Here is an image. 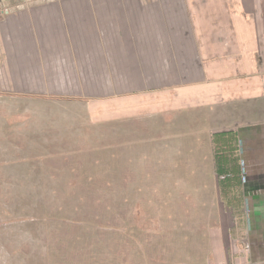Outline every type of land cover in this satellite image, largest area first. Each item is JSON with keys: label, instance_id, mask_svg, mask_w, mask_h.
<instances>
[{"label": "rangeland", "instance_id": "1", "mask_svg": "<svg viewBox=\"0 0 264 264\" xmlns=\"http://www.w3.org/2000/svg\"><path fill=\"white\" fill-rule=\"evenodd\" d=\"M53 1L0 0V264H248L239 143L205 132L242 105L177 107L192 44L159 71V44H87V0Z\"/></svg>", "mask_w": 264, "mask_h": 264}, {"label": "crops", "instance_id": "2", "mask_svg": "<svg viewBox=\"0 0 264 264\" xmlns=\"http://www.w3.org/2000/svg\"><path fill=\"white\" fill-rule=\"evenodd\" d=\"M41 7L54 11L49 5ZM158 28L162 30L160 37L142 43V35L153 34ZM122 37L131 38L132 47L140 52L151 47L152 54L159 44L156 54H163L143 58L144 62H157L159 71L169 70L172 45L192 44L196 69L191 77L197 80L175 89L180 94L177 107L190 101L196 105L197 101L216 112L220 106L238 110L242 105L243 116L230 112L234 119L227 127L205 132L210 136L223 132L239 143L234 179L247 208L242 226L246 258L248 264H264V0H103L99 4L87 0V44L98 42L104 50L107 44L117 43L122 56ZM111 38L116 42L110 43ZM128 45L126 42L127 48ZM186 51L184 48L182 54ZM149 106L153 107L151 111L134 115L128 110L127 114H132L128 116L133 119L160 114L156 103ZM120 108L125 109L118 105Z\"/></svg>", "mask_w": 264, "mask_h": 264}]
</instances>
